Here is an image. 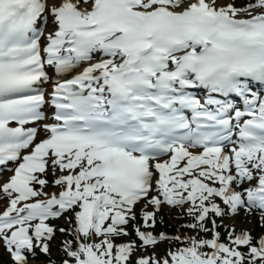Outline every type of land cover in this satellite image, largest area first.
<instances>
[{
	"label": "snow or ice",
	"instance_id": "snow-or-ice-1",
	"mask_svg": "<svg viewBox=\"0 0 264 264\" xmlns=\"http://www.w3.org/2000/svg\"><path fill=\"white\" fill-rule=\"evenodd\" d=\"M82 63L46 99L45 67ZM258 87L264 0H0V244L12 264L51 256L48 221L67 213L61 264H264V235L231 227L222 242L216 220L244 209L264 221ZM49 172L58 192L45 190ZM164 205L211 238L151 231ZM164 241L181 246L148 252Z\"/></svg>",
	"mask_w": 264,
	"mask_h": 264
},
{
	"label": "rangeland",
	"instance_id": "rangeland-1",
	"mask_svg": "<svg viewBox=\"0 0 264 264\" xmlns=\"http://www.w3.org/2000/svg\"><path fill=\"white\" fill-rule=\"evenodd\" d=\"M174 218L176 217L173 216ZM239 222L241 224H239L240 228L242 229H246V230H252V228L254 227V223H253V220L249 217L248 220L245 219V217L242 215V217L239 218ZM153 251L158 255L159 253H163L164 254V247L162 244H158L154 249Z\"/></svg>",
	"mask_w": 264,
	"mask_h": 264
},
{
	"label": "trees",
	"instance_id": "trees-1",
	"mask_svg": "<svg viewBox=\"0 0 264 264\" xmlns=\"http://www.w3.org/2000/svg\"><path fill=\"white\" fill-rule=\"evenodd\" d=\"M260 229V228H259ZM175 229L173 228L172 230L169 229V231H174Z\"/></svg>",
	"mask_w": 264,
	"mask_h": 264
},
{
	"label": "bare ground",
	"instance_id": "bare-ground-1",
	"mask_svg": "<svg viewBox=\"0 0 264 264\" xmlns=\"http://www.w3.org/2000/svg\"><path fill=\"white\" fill-rule=\"evenodd\" d=\"M219 2L223 3L221 0H219Z\"/></svg>",
	"mask_w": 264,
	"mask_h": 264
}]
</instances>
